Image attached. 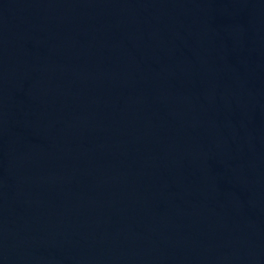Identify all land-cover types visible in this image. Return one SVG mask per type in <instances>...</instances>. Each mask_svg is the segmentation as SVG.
<instances>
[{"label":"water","instance_id":"95a60500","mask_svg":"<svg viewBox=\"0 0 264 264\" xmlns=\"http://www.w3.org/2000/svg\"><path fill=\"white\" fill-rule=\"evenodd\" d=\"M0 264H264V0H0Z\"/></svg>","mask_w":264,"mask_h":264}]
</instances>
